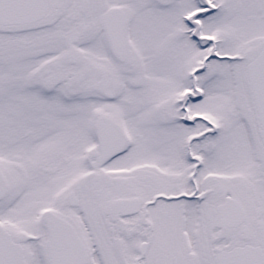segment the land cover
<instances>
[{
	"label": "snow or ice",
	"instance_id": "snow-or-ice-1",
	"mask_svg": "<svg viewBox=\"0 0 264 264\" xmlns=\"http://www.w3.org/2000/svg\"><path fill=\"white\" fill-rule=\"evenodd\" d=\"M0 264H264V0H0Z\"/></svg>",
	"mask_w": 264,
	"mask_h": 264
}]
</instances>
